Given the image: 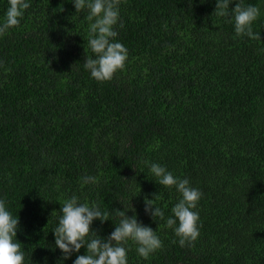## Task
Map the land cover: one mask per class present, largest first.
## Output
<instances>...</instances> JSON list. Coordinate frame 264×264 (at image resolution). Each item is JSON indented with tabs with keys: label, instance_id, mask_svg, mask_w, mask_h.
<instances>
[{
	"label": "trees",
	"instance_id": "16d2710c",
	"mask_svg": "<svg viewBox=\"0 0 264 264\" xmlns=\"http://www.w3.org/2000/svg\"><path fill=\"white\" fill-rule=\"evenodd\" d=\"M30 3L0 35V197L19 217L25 264H56L51 230L73 194L113 213L131 206L157 231L162 247L147 259L129 241V264H264V0H245L261 7L260 40L238 36L216 0H119L128 59L104 82L83 68L87 10ZM145 160L202 190L191 245L165 226L179 193ZM148 200L165 219L145 213ZM109 219L91 229L106 238Z\"/></svg>",
	"mask_w": 264,
	"mask_h": 264
},
{
	"label": "clouds",
	"instance_id": "9594fccd",
	"mask_svg": "<svg viewBox=\"0 0 264 264\" xmlns=\"http://www.w3.org/2000/svg\"><path fill=\"white\" fill-rule=\"evenodd\" d=\"M71 3L75 12L87 10L88 47L92 55L86 57L83 68L96 81L111 80L117 71L125 68L128 59L127 47L116 39L119 35L117 25L122 26L119 0H71ZM231 3L233 0H216L217 15L226 17L238 36L260 40V33L254 31L253 24L261 16V7L238 0L235 7L229 9ZM30 6V0H7L3 18L0 19V35L18 26ZM143 163L159 185L174 187L179 193L165 226L173 231L181 247L191 245L200 235L198 204L203 196L202 190L194 186L189 178L174 175L165 165L148 160ZM95 181L94 176L83 177L84 184ZM128 210H132L131 216L126 215ZM59 213L57 223L51 230L54 235L53 248H58L61 253L56 264H65L73 254L76 256L72 264H129V241L135 244L137 255L144 259L162 247L157 231L139 222L131 206L123 210L114 209L113 213L98 204L82 203L73 194L60 207ZM145 213L153 220L165 219L164 210L152 200L146 202ZM110 215L118 217V223L106 238L97 235L91 229L94 220H111ZM18 230V215H14L7 201L0 197V264H25V250L16 239ZM82 247L85 252L79 254ZM44 264H48L47 259Z\"/></svg>",
	"mask_w": 264,
	"mask_h": 264
}]
</instances>
